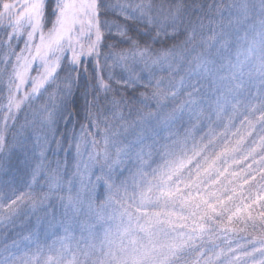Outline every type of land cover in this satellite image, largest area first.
<instances>
[{
  "label": "snow or ice",
  "instance_id": "6c2138e0",
  "mask_svg": "<svg viewBox=\"0 0 264 264\" xmlns=\"http://www.w3.org/2000/svg\"><path fill=\"white\" fill-rule=\"evenodd\" d=\"M227 8L241 23L259 9L245 35L237 33L235 62L230 34L212 27L223 12L215 2L0 3V122L15 128L27 104L34 108L31 126L41 130L31 148L30 137L16 142L23 155L18 174L0 178V225L37 210L46 218L51 209L48 228L64 232L41 245L26 227L23 240L35 249L0 264H264V234L258 243L229 235L249 227L264 233V214L257 221L249 212L244 228L232 226L251 207L243 199L235 204L236 181L257 188L253 203L264 207V0ZM87 62L92 71L79 88ZM74 89L83 99L82 120ZM27 127L26 117L17 135ZM6 148L0 135V153ZM45 148L64 153L63 176L60 160L55 169L45 164ZM7 168L0 155V173ZM54 201L63 209L58 223ZM12 247L20 251L16 241Z\"/></svg>",
  "mask_w": 264,
  "mask_h": 264
},
{
  "label": "rangeland",
  "instance_id": "374dc122",
  "mask_svg": "<svg viewBox=\"0 0 264 264\" xmlns=\"http://www.w3.org/2000/svg\"><path fill=\"white\" fill-rule=\"evenodd\" d=\"M160 0H157V3H159ZM215 2L218 5H221L223 8L222 15L220 13L216 14V19L212 25L213 28H216L219 30V25H223L225 30L230 34L233 46H232V51H231V58L232 61L235 62L237 58V49L240 47L239 44L236 43V36L237 33L239 36H244L246 30L248 29L249 25L253 23V20L257 17V13L259 11L258 8L252 9L250 11V16L247 21H244L243 23L238 22L243 20V17H240L238 12L233 9L231 16H229V11L227 6L231 5L233 3H239L240 0H207V3L211 4ZM250 4H257L258 0H248ZM238 15V16H237ZM205 24H207V21H205ZM205 34L210 35L208 32L207 28L205 29ZM183 40V37H180V40L176 41V43H180V41ZM243 42L241 41L240 44ZM240 60H244L243 54L240 55ZM227 64V61L225 62ZM63 66V65H62ZM87 69L88 72L85 73L83 70V67L80 70L79 76H78V83L77 87L82 88L85 83L88 82L89 79V74L92 71V63L87 62ZM245 71L248 70L247 65H245L244 68ZM66 73H61V76L65 75ZM35 75V73H33ZM74 76H77L76 73H73ZM206 83V82H205ZM131 92V90H129ZM75 92V89H74ZM125 95H128L125 93ZM111 97V94H110ZM75 104L74 107L75 109L80 110V116L78 119H83L84 113H83V99L80 96L78 92H75V95L73 97ZM47 102V95H45V98L43 101H36V106H38L41 103ZM33 111L34 108L32 106H29L27 104L22 106V110L18 113L19 117V122L16 124V127L13 128L11 127L12 122H9V127L7 129L3 128L2 122H0V135L3 136L7 148L5 152L0 153V155H3L6 157L7 161V174L0 173V178L4 180H8L11 178L13 174H18V169L21 167L20 161L23 159L22 153L19 151L16 142L19 140H22L25 137H30V143H29V148L32 147V145L37 143V137L41 136V130L39 129V126L36 125L35 127H32V123L34 120L33 117ZM28 118V123L29 127H27L25 130L20 132L19 135H17L18 130L20 129V125L24 124L25 118ZM237 126L239 127V121L237 120ZM68 127H71L69 125ZM56 130L59 133H63L65 131V124L63 121H60L59 124L56 126ZM78 130V127H77ZM251 138H249L250 140ZM257 145L259 143V138L257 137ZM248 143V141H246ZM256 146V145H254ZM54 147V146H53ZM15 149V151H13ZM40 148L36 149V155H40ZM45 154L48 156V160L45 161V164L51 163V166L53 169H55L56 160H60L62 162L61 166V176H63L64 168H63V161L65 159L64 153H60L58 156H53L51 151H48L47 148L44 149ZM256 151L258 153L261 152V149L256 146ZM159 163H163V161L159 157H154ZM260 157L257 156V161H259ZM68 160V167L69 171L73 170V161L71 156L67 158ZM249 163L251 161H248ZM155 166V165H154ZM254 168L258 167V165H253ZM236 171H239V168H235ZM43 184L44 182L41 181ZM251 183V182H250ZM234 187L237 188V193L235 197V204L239 205L241 204V199H243V203L247 205H251L250 208H244L243 211L239 213V216L242 218L240 221H237V219L234 217L233 219V227L236 228H244V222L243 220L247 218L248 213L251 212L252 216L259 221L260 215L264 214V207L261 206L262 202L261 201H256L253 203V201L256 199V196L258 194L257 188L253 187L249 189L248 184H243L242 181H236L235 184L233 185ZM47 191V188L45 187L44 189ZM20 191L22 192H27L29 191L27 188L21 187ZM249 191L251 193V199H249ZM37 192H39V189H37ZM242 194V195H241ZM2 195V193H0ZM15 198V197H13ZM54 208H55V216H56V223L59 222L61 215L63 213V209L60 207V204L58 201H54ZM233 211H235V207H233ZM52 210L49 209V214L45 217V213L43 210H37L35 213L30 214L28 217H22L18 218L16 220L15 225H8L7 227L0 225V260H3L5 257L8 256H15L17 259L21 257H26L28 256L29 249L31 248L32 250L35 249V245H29L28 241L23 240L24 236L28 235V232L25 230L26 227L32 228L33 230L37 231L39 234V239L41 245H44L45 243L47 245H52L54 241L58 239V236L62 237L64 235V232L62 229H57V228H48V221L52 220V215H51ZM230 214V213H229ZM41 217L42 219L38 222L37 218ZM250 224L251 221H248ZM264 233H261L260 231H253L250 227L247 228L246 231L240 232L237 235L233 236V234H229L230 237L238 239L240 236H244L247 239L253 240V242L258 243L257 237L262 235ZM77 241L81 239V235L79 231H76L75 233ZM13 241H16L17 243L20 244V251L17 252L15 248L12 247ZM219 243V241H217ZM241 243H244L243 240H241ZM75 244H73V247ZM59 247V245H57Z\"/></svg>",
  "mask_w": 264,
  "mask_h": 264
},
{
  "label": "trees",
  "instance_id": "16d2710c",
  "mask_svg": "<svg viewBox=\"0 0 264 264\" xmlns=\"http://www.w3.org/2000/svg\"><path fill=\"white\" fill-rule=\"evenodd\" d=\"M3 2V0H0V3H2ZM172 41H168L167 42V47H171L172 46ZM23 45H22V43H21V45H20V47H22ZM164 45H161V44H156V45H154V47L155 48H157V49H159V48H161V47H163ZM18 50V49H17ZM64 66V65H63ZM130 92V91H129ZM101 95H103V93L101 94Z\"/></svg>",
  "mask_w": 264,
  "mask_h": 264
},
{
  "label": "bare ground",
  "instance_id": "6f19581e",
  "mask_svg": "<svg viewBox=\"0 0 264 264\" xmlns=\"http://www.w3.org/2000/svg\"><path fill=\"white\" fill-rule=\"evenodd\" d=\"M238 16V15H237Z\"/></svg>",
  "mask_w": 264,
  "mask_h": 264
}]
</instances>
